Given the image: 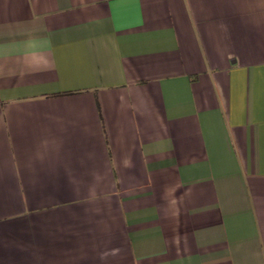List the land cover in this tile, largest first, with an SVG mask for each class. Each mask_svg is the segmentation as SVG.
Wrapping results in <instances>:
<instances>
[{
	"label": "crops",
	"instance_id": "obj_1",
	"mask_svg": "<svg viewBox=\"0 0 264 264\" xmlns=\"http://www.w3.org/2000/svg\"><path fill=\"white\" fill-rule=\"evenodd\" d=\"M0 264H264V0H0Z\"/></svg>",
	"mask_w": 264,
	"mask_h": 264
}]
</instances>
